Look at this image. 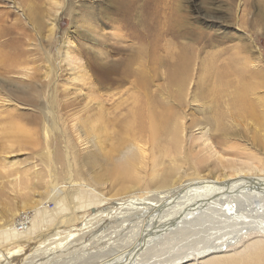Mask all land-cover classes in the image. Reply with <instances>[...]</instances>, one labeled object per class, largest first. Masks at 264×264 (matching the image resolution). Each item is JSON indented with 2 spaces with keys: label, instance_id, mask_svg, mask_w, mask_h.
I'll use <instances>...</instances> for the list:
<instances>
[{
  "label": "bare ground",
  "instance_id": "bare-ground-1",
  "mask_svg": "<svg viewBox=\"0 0 264 264\" xmlns=\"http://www.w3.org/2000/svg\"><path fill=\"white\" fill-rule=\"evenodd\" d=\"M59 5L49 0L45 15L28 7L29 31L20 23L0 31L2 69L23 81L1 76L0 140L7 153L22 142L38 147L39 134L41 145L32 172L11 170L16 162L3 159L0 179L13 195L0 204V264H149L163 252L174 255L159 264H264L261 56H246L244 45L224 64L202 63L196 74L193 48L184 46L175 62H165L158 42L148 44L150 29L139 30L120 0L123 23L113 36L139 46L110 60L94 11L86 27L75 21L61 34ZM78 6L68 0L67 10ZM35 48L43 56L41 82L35 100L20 106L15 93L31 90L25 79L38 72L28 56ZM80 98L81 112L66 123L60 115ZM186 104L202 120L188 124ZM32 105L35 116L18 110ZM77 148L95 150L83 156ZM87 166H98L91 178Z\"/></svg>",
  "mask_w": 264,
  "mask_h": 264
},
{
  "label": "rangeland",
  "instance_id": "rangeland-1",
  "mask_svg": "<svg viewBox=\"0 0 264 264\" xmlns=\"http://www.w3.org/2000/svg\"><path fill=\"white\" fill-rule=\"evenodd\" d=\"M58 1L60 5L57 7L61 9V13L58 18H61L62 20L61 34H64L65 32L67 33V31L72 29L75 21H78L80 25L86 27L83 20L86 19L89 13L94 11L96 17L98 18L96 21V26H98L97 31H102L103 33V39L106 40L108 45L106 46L107 49L104 50L110 54L108 55L110 60L115 57L125 58L127 57V54L130 53L128 52L126 54L125 52L129 49V46H132L135 49L139 46L136 39L126 38V42H121L118 38L113 36L118 30L115 29L114 25L123 23L121 16L118 15L116 10L117 1L120 0H69L72 3H79V6L72 12L67 10L68 0ZM126 3H128L129 8L127 10L125 9L124 12H129V14L131 13L133 23L136 24L139 30L144 31L146 28L150 29L148 44L152 45L158 42L159 58L165 62H175L176 57L174 54H180L182 52V47L184 46H191L195 53L194 56L197 63L196 74H198L200 73L202 63L208 64L211 62V59L218 58L220 59L219 61L224 64L236 54L237 47H244L245 45L248 49L244 54L252 58L260 55L264 66V0H126ZM28 7H32V11L38 15H45L50 10L49 0H0V31L4 28H9L11 25L16 23H20L24 26V29L26 27V30L29 31L31 27L28 25L29 22L26 18V15L29 14L30 10ZM44 28L43 35H47L46 30H48V27L45 23ZM168 29H173V31L179 32L181 37L177 38L175 35L167 33ZM121 31L123 34H129L127 29H123ZM57 37H60V34H58ZM29 38H31L32 41L35 40L34 42L36 44L40 43V40L38 38H34L32 35L29 36ZM29 40L26 41L28 42ZM58 47L59 45L54 43V45L49 49L53 53H56V49ZM249 47L251 49H249ZM122 48L125 50H122ZM117 49H119V53H116L118 52ZM120 49L123 52L120 51ZM24 50L28 51V49ZM28 56H30L29 60H33L34 62L36 61V65L33 67L36 69V72H38L35 74L33 81L25 79L26 83L31 85V90L23 94H21V92L15 93L17 95L20 94V106L23 99H30L31 101L32 99L35 100L33 98L36 97L33 92V88L35 84H39L41 82V73L39 71L42 70L37 69L39 68V65L44 66L42 51L40 49L35 48L34 51L28 52ZM79 56L86 60L91 55H87L83 48ZM2 65L3 61L1 60L0 54V79L2 76L6 81H12L13 83L15 82L23 85V81L21 80L22 78L7 74L5 70L2 69ZM60 76L63 79L65 73ZM31 83H33V85ZM191 89L192 91L195 89L193 85L191 86ZM62 95L63 94L59 95L57 98L59 108L60 102L63 100ZM80 100L81 98L75 100L73 102L74 105L71 108L63 110L60 117L62 116L63 119L66 120V123L67 117L69 118L71 114L81 112L79 108L82 101ZM183 107L182 110L188 117V124H190V121L192 122V120H202L203 116L197 113L191 106L186 104L185 108ZM20 108L25 110L23 114L36 115L33 113V109H35L33 105L18 107V110H20ZM3 110H6V108ZM10 110L15 111L14 108H10ZM7 113L8 111H6V114ZM194 131L197 132V129L192 130V132ZM244 133L246 135H250L248 131L247 133ZM36 137L38 138V147H34L30 143L22 142L21 146L15 145L13 153L5 152L6 146L3 145L4 141L0 140V170L4 164V157L9 158L10 163L16 162L17 165L11 167V170L20 169L21 171H31L33 164H40V158L37 156V152L39 151L40 154L41 149L40 134ZM73 137L75 138V136ZM10 150L11 149L7 151L10 152ZM77 150L80 155L84 156L87 152L90 153L91 151H94L95 148L86 150L85 152H83L80 148H77ZM107 158L108 157H106V159ZM104 159L105 156L102 157V160H100V158L98 159L100 166H103ZM97 168L98 166H87L84 171L86 177L91 178V176H94V169ZM104 169L105 168L102 167V170ZM100 170L101 169L95 172H103ZM1 172L2 171H0V178L2 177ZM184 172L187 174H189V172L191 173V171H181V173ZM1 180L2 179H0V182ZM3 181L0 184L1 187L6 186L2 185L4 184ZM34 182L36 183L35 180ZM109 187V184H105L102 186V189L107 191L109 190ZM3 189L0 190V204L4 201L11 202L12 200L9 199L8 196L10 195L12 197L13 194H9L5 190V187ZM4 191L6 193H4ZM15 202L17 201L15 200ZM48 204L46 205L48 210L53 211L55 209V204L53 202H49ZM28 215L33 217L34 212H29ZM82 215H86V213H83ZM173 255V253H159L158 255L152 257L149 264H159L161 263L160 261L171 258Z\"/></svg>",
  "mask_w": 264,
  "mask_h": 264
}]
</instances>
